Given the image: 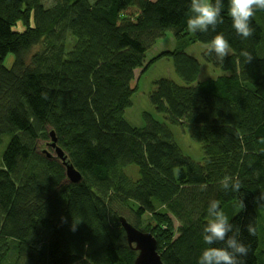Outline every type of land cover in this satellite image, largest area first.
Wrapping results in <instances>:
<instances>
[{
    "label": "trees",
    "instance_id": "trees-1",
    "mask_svg": "<svg viewBox=\"0 0 264 264\" xmlns=\"http://www.w3.org/2000/svg\"><path fill=\"white\" fill-rule=\"evenodd\" d=\"M223 2L215 31L191 33L190 0H0V146L9 138L0 157V264H133L120 211L154 236L164 264H197L214 199L240 229L245 264H264V10L244 39ZM167 31L182 49L146 63ZM217 32L229 41L228 57L202 58L222 75L198 81L201 65L183 49ZM163 58L183 84L155 81L150 104L189 129L202 163L181 153L167 124L143 113L139 128L124 117L135 71ZM51 131L79 182L38 151ZM225 175L239 177V193L222 187ZM168 212L180 220L176 238Z\"/></svg>",
    "mask_w": 264,
    "mask_h": 264
},
{
    "label": "clouds",
    "instance_id": "clouds-1",
    "mask_svg": "<svg viewBox=\"0 0 264 264\" xmlns=\"http://www.w3.org/2000/svg\"><path fill=\"white\" fill-rule=\"evenodd\" d=\"M224 7L223 0H190V15L186 21L188 31L191 33L207 32L209 29L215 31L217 25L224 22L222 16ZM227 10L236 34L248 39L255 31L252 26L253 17L257 10H264V0H229ZM230 51L228 39L222 32H217L212 41L206 45L205 54L214 53L216 59L222 63ZM240 56L243 57L245 64L250 63L254 58L247 50H242ZM221 185L225 190L231 188L237 193L241 190L238 176L225 175ZM238 203L241 209L245 208L241 198ZM220 204L219 200L214 199L208 206L207 220L202 229L203 241L208 247L202 251L197 264H245L244 258L248 255L249 248L239 238L240 229L234 228ZM248 232L252 235L254 229L248 226ZM218 243L222 246H215Z\"/></svg>",
    "mask_w": 264,
    "mask_h": 264
},
{
    "label": "rangeland",
    "instance_id": "rangeland-1",
    "mask_svg": "<svg viewBox=\"0 0 264 264\" xmlns=\"http://www.w3.org/2000/svg\"><path fill=\"white\" fill-rule=\"evenodd\" d=\"M44 4L47 6H50L53 4L54 0H43ZM21 24H18L17 30L22 31ZM206 45L208 44H201L196 43L188 46L187 48L183 49L184 52L192 57H195L198 62L201 65L200 74L198 77V81H201L206 78H215L219 75H222L219 69L213 67L210 64H207L204 62L202 58V54L206 52ZM181 45L178 44L174 38L171 31H167L163 37L158 39L156 43L153 45L152 48H150L146 53V63L158 56L160 53L165 51H173L177 48H180ZM34 51V49H33ZM14 60V55L9 53L4 62L3 65L10 69L12 67V63ZM141 70H136L134 73V82L132 83L131 87H135L136 84V90L133 93L131 97V106L126 109L124 113V117L127 120L128 123H130L132 126L142 128L145 125L144 118L142 116L143 113H147L151 115L155 120L159 122H163L167 124L170 131L172 132L173 139L179 149L181 150V153L190 159L191 161L195 163H202L203 162V151L201 144L194 141L190 136V131L187 127L183 126H175L170 125L165 121V117L163 114L157 113L149 101V95L151 91L153 90V84L155 81H158L160 79H170L174 82H176L179 85H182V80L178 77V75L174 71V67L172 64V60L169 58H163L158 61H156L154 64H152L148 70H146L143 73H140ZM138 78V80H137ZM137 80V81H136ZM8 137L4 138V143L7 145ZM50 142V139L48 142H40L38 145V151L45 155H51L52 157H55L54 150L51 149L48 146V143ZM0 146V157L1 154L5 148V146ZM56 158V157H55ZM136 170L134 166H130ZM131 174V173H130ZM134 176V174H131ZM119 216L122 217H128V214L125 211L118 212ZM168 216L173 224V237H178V229L181 226L180 220L175 218L171 213L168 212ZM149 216H145V220L143 221L144 224H149L151 222V218H148ZM129 218V217H128ZM145 228L141 224V228ZM142 231V232H143ZM147 233V232H145ZM154 237V236H153Z\"/></svg>",
    "mask_w": 264,
    "mask_h": 264
},
{
    "label": "water",
    "instance_id": "water-1",
    "mask_svg": "<svg viewBox=\"0 0 264 264\" xmlns=\"http://www.w3.org/2000/svg\"><path fill=\"white\" fill-rule=\"evenodd\" d=\"M50 142L48 146L54 150L55 157L62 163L65 168V176L69 182L77 183L80 181V175L74 167L68 163L62 150L56 145L54 133H49ZM51 157V155H47ZM119 222L125 232V238L128 246L137 252L133 264H164L157 252V242L150 233L142 232L129 224L124 218Z\"/></svg>",
    "mask_w": 264,
    "mask_h": 264
}]
</instances>
